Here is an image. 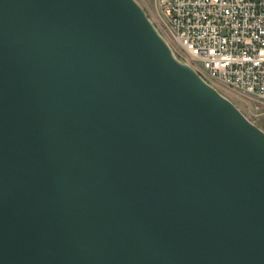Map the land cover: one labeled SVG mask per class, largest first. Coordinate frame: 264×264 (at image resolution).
I'll return each instance as SVG.
<instances>
[{
	"label": "water",
	"instance_id": "obj_1",
	"mask_svg": "<svg viewBox=\"0 0 264 264\" xmlns=\"http://www.w3.org/2000/svg\"><path fill=\"white\" fill-rule=\"evenodd\" d=\"M0 264H264V133L134 0H0Z\"/></svg>",
	"mask_w": 264,
	"mask_h": 264
},
{
	"label": "built area",
	"instance_id": "obj_2",
	"mask_svg": "<svg viewBox=\"0 0 264 264\" xmlns=\"http://www.w3.org/2000/svg\"><path fill=\"white\" fill-rule=\"evenodd\" d=\"M149 1L178 61L208 85L264 105V0Z\"/></svg>",
	"mask_w": 264,
	"mask_h": 264
},
{
	"label": "rangeland",
	"instance_id": "obj_3",
	"mask_svg": "<svg viewBox=\"0 0 264 264\" xmlns=\"http://www.w3.org/2000/svg\"><path fill=\"white\" fill-rule=\"evenodd\" d=\"M144 11L149 21L152 23L159 35H162V29L156 10L149 0H134ZM165 39V38H164ZM169 43L168 40H164ZM208 83L226 100H228L252 125L264 133V105L245 99L233 94L231 91L224 89L211 81Z\"/></svg>",
	"mask_w": 264,
	"mask_h": 264
}]
</instances>
